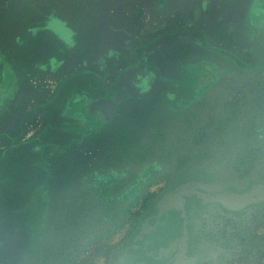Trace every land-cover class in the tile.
Returning a JSON list of instances; mask_svg holds the SVG:
<instances>
[{
    "label": "rangeland",
    "instance_id": "1",
    "mask_svg": "<svg viewBox=\"0 0 264 264\" xmlns=\"http://www.w3.org/2000/svg\"><path fill=\"white\" fill-rule=\"evenodd\" d=\"M155 7L0 0V264H264V65L215 46L223 69L190 104L172 57L146 90L132 69L158 70L162 38L114 37L135 17L159 30Z\"/></svg>",
    "mask_w": 264,
    "mask_h": 264
},
{
    "label": "crops",
    "instance_id": "2",
    "mask_svg": "<svg viewBox=\"0 0 264 264\" xmlns=\"http://www.w3.org/2000/svg\"><path fill=\"white\" fill-rule=\"evenodd\" d=\"M194 1L197 0H158V7L154 10L158 8L155 16L158 18L159 30H150V25V29L138 33L137 29L142 24L135 17L131 27L126 30V36L114 37L129 38L130 48L134 46L136 38H162L146 47L155 59L154 61L151 58V61L148 58L149 63L157 65L158 70L152 72L141 68L132 69L134 80L139 75L146 80V90H151L148 88L155 76L159 78L168 71L163 66L168 60L163 59L172 57L175 64L182 69L183 74L178 81L187 87L188 94L189 88L206 68L213 66L214 69L209 72L216 74V67L222 66L223 58L217 57L213 51L215 46L224 47L242 62L248 63L252 60L256 66L264 65V0L241 1L228 9L226 16L217 22L213 21L214 23L208 22L209 16L203 17L206 13L203 0H199L198 4H194ZM170 42L176 44L172 45ZM167 43L169 44L166 46ZM210 44L214 46L208 47ZM119 46L115 43L110 44L109 48L114 47L112 52H117L114 49ZM224 59L228 60L225 56ZM167 76L166 73V79L169 78ZM134 80L125 85L126 89L137 90L139 93L143 89L136 86Z\"/></svg>",
    "mask_w": 264,
    "mask_h": 264
},
{
    "label": "flooded vegetation",
    "instance_id": "3",
    "mask_svg": "<svg viewBox=\"0 0 264 264\" xmlns=\"http://www.w3.org/2000/svg\"><path fill=\"white\" fill-rule=\"evenodd\" d=\"M211 69H214V67L211 66V67L206 68L205 71L201 73V75L199 76V78L196 81H194V83L192 84V86L189 88V92L187 94V96H188L187 99L188 100H186V102H184L185 104H190V102H192L193 100H195V96L197 95V93L201 95V92L202 91L205 90L204 92H207L206 89L209 87L208 84L210 82H212L213 80L216 79V77L218 75V72L222 71L223 68H222L221 65H219L218 67H216V70H217L216 71V74H215V72H212V73L209 72V71H211ZM207 72H209V73H207ZM107 87L109 88V90L111 92L113 91V86L111 84L108 85ZM103 97H112V99L114 101L113 109H112V111L109 114H107V116H106V111H105L106 108L105 107L99 106V107L93 108V106H92V102L93 101L98 100V99L103 98ZM80 99H81V97H80ZM176 99L177 98H175L174 103H172L171 106L168 105V109L170 110L171 113L173 112V110H176L178 107H181L182 106L181 103L179 101H177ZM184 99H186V97ZM115 106H116V97H115L114 94L99 96L96 99L91 100V102L88 105L89 110L90 111H93L95 113H92V114L89 113L88 112V109H87V112H88V114H91V116L94 117L95 119H100L102 121H105V120H108L112 116V114L114 112V109H115Z\"/></svg>",
    "mask_w": 264,
    "mask_h": 264
},
{
    "label": "water",
    "instance_id": "4",
    "mask_svg": "<svg viewBox=\"0 0 264 264\" xmlns=\"http://www.w3.org/2000/svg\"><path fill=\"white\" fill-rule=\"evenodd\" d=\"M92 106H93V108H96L99 106L105 107L106 108L105 109L106 116H107V114H109L113 109L114 101H113L112 97H103V98H100L98 100L93 101Z\"/></svg>",
    "mask_w": 264,
    "mask_h": 264
}]
</instances>
